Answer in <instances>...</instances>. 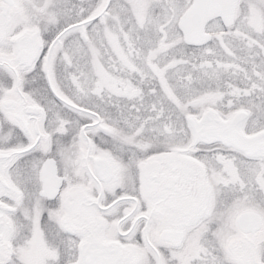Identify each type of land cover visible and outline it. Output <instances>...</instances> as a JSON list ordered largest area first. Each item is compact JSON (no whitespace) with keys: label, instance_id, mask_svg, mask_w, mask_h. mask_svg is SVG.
<instances>
[{"label":"snow or ice","instance_id":"obj_1","mask_svg":"<svg viewBox=\"0 0 264 264\" xmlns=\"http://www.w3.org/2000/svg\"><path fill=\"white\" fill-rule=\"evenodd\" d=\"M0 264H264V0H0Z\"/></svg>","mask_w":264,"mask_h":264}]
</instances>
